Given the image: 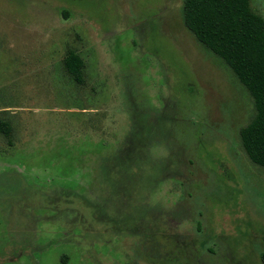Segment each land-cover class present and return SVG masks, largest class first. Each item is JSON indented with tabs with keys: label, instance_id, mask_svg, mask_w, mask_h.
Instances as JSON below:
<instances>
[{
	"label": "rangeland",
	"instance_id": "1",
	"mask_svg": "<svg viewBox=\"0 0 264 264\" xmlns=\"http://www.w3.org/2000/svg\"><path fill=\"white\" fill-rule=\"evenodd\" d=\"M182 2L0 0V264H264L252 99Z\"/></svg>",
	"mask_w": 264,
	"mask_h": 264
},
{
	"label": "trees",
	"instance_id": "2",
	"mask_svg": "<svg viewBox=\"0 0 264 264\" xmlns=\"http://www.w3.org/2000/svg\"><path fill=\"white\" fill-rule=\"evenodd\" d=\"M77 4V2H74ZM79 6V5H78ZM83 7V6H79ZM182 21L194 38L218 56L249 93L253 115L238 130L248 160L264 168V21L248 0H183ZM66 72L81 82L80 57L69 50L63 58ZM0 132L9 125L0 120ZM264 259V253L261 254Z\"/></svg>",
	"mask_w": 264,
	"mask_h": 264
}]
</instances>
